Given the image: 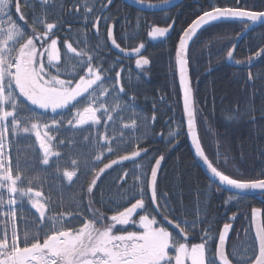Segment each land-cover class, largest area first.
Returning a JSON list of instances; mask_svg holds the SVG:
<instances>
[{"label":"trees","instance_id":"obj_1","mask_svg":"<svg viewBox=\"0 0 264 264\" xmlns=\"http://www.w3.org/2000/svg\"><path fill=\"white\" fill-rule=\"evenodd\" d=\"M144 1L161 2V0ZM209 2L223 6L230 4L231 0H185L183 5L174 10L155 14L141 13L119 0H114L111 10L103 15L114 18L124 17L116 26L115 33L121 47L135 49L141 45L140 43L147 46L145 56L152 61L148 68V76H144L140 69L134 67L133 60L119 58L112 52L106 38L103 20L99 34L96 35L90 21H98L102 17L99 11L89 14V9L93 7L98 9L101 6L97 0H51L46 10L47 15L53 21L58 18L61 28L53 40L43 44L39 49L31 40V36L33 32L40 34V30L34 28L31 20L27 21L29 30L33 29V32H26L23 35L24 39L20 42L15 57V61L20 64V73L26 81H12L20 84L18 87L22 93L28 87L37 96L51 95L56 93L55 91L62 90L63 87L76 86L80 80L92 77L87 76L86 72H95L99 65L105 69L112 68L114 69L112 72L102 73L110 77L109 79L99 80L96 83L97 90L103 92L101 105H106V111L109 113L103 117V120L106 121L109 116L113 117V121L107 125L108 138L119 137L122 134L121 128L125 124L133 123L132 119L137 117L140 130L124 133L125 141L129 139L132 141L128 150L119 151L93 165L94 157L101 151L98 143L99 134L95 132V127L73 131L65 126L71 119L73 111L84 108L79 107L83 106L80 103L83 102L85 93L81 95H84L83 99H79L73 107L66 111L61 110L55 116L51 114L52 111H46L48 113L46 115L33 111L28 104L20 101L19 97L23 96L20 93L16 103L17 108L22 109L24 115H18L8 123L9 117L16 112V109L10 107L8 110L11 115L6 117L9 126L6 135L8 152L13 166V174L9 178L11 186L7 190L15 192V199L23 204L15 215L19 250L25 251V256H21L24 260L20 257L22 261L19 259L18 264L25 262L26 264H93L92 257L96 255L90 254V251L92 252L94 247L101 246V252L110 249L112 254L117 249L115 243H118L120 237L122 242L128 244V236H145L149 230L155 231L161 224V227H164L161 217L156 213L153 205L148 203L145 212L141 210L134 215L136 219L134 222L138 223L136 226L129 225L127 229L112 231L113 225L127 223L131 218L124 214L127 209L137 202H142L138 194L141 189L134 187V184L139 183L137 178L139 159L136 165L131 162L107 171L102 177L103 183L96 189L93 203H90L91 197H88L86 192L104 165L113 159L130 155L131 151L140 148L148 149L152 157L159 158L161 154L165 156L158 177V193H167L176 211L171 212L161 203L158 207L162 216L179 224L185 232V220L191 221L205 213L208 219L219 221L220 224L227 222L228 217L233 214L239 215V220L233 222L234 230L229 240V251L235 246V250L241 252V258L246 264L253 262L257 250L255 243L251 242L253 232L250 212L252 207L264 208V203L259 198L248 196L239 204L232 201L225 204V200L232 193L216 191L217 185L215 186L206 177L193 158L181 106L175 45L178 34L188 27L202 9L208 10ZM20 10L24 16L28 11L22 4ZM36 10L37 13L45 11L41 9L39 3L36 4ZM172 21L176 22L172 36L156 45L148 43L147 31L150 25L165 26ZM124 23L129 29L124 27ZM243 31V26L234 22L210 25L198 32L189 50L195 106L199 109L196 121L198 138L210 159L216 158L219 161L225 155L232 159L233 162L230 160L227 165L215 163V167L222 175L228 173L227 177L233 176L237 180L256 178L264 168V119L261 118V112H264V60L253 59L249 63V58L254 57L255 52L260 48H264V25L254 29L245 37L236 50L234 61L227 63V54L235 46L236 40ZM55 38L58 40V45ZM30 46L33 47L34 53L26 58L25 51ZM49 49L50 53L47 51ZM53 52L56 55L59 53L60 60L57 63L52 61ZM89 56L97 59L89 64L86 59ZM116 71L121 72L120 82L116 79ZM249 75L252 76L251 80ZM119 83L124 87L127 96L121 94L117 99L118 94L115 89L119 87ZM96 85L92 88H96ZM253 86L259 91L252 92ZM129 97H135L131 104ZM25 98L30 102L29 98ZM97 103L99 101L94 103V106ZM237 107L239 116L233 122L228 110ZM170 118L172 121L166 125ZM55 122H59V128L56 127ZM49 128L52 129L51 132ZM104 131L105 126L102 125L99 133ZM163 131L165 134L162 140H159V135ZM176 132L180 135L174 136ZM53 135L59 136L57 144L59 141L67 143L63 148L57 149L63 154L61 159L54 162L52 167L44 169L39 163L41 150L38 145L51 143ZM148 162L149 158L143 161L145 164ZM152 163L154 164V160ZM74 164L76 168H73ZM134 168L137 169L136 176L131 174ZM77 169L80 175L71 185L63 175L56 174L70 170V175ZM125 173L129 175L125 176ZM0 180H3L2 175ZM113 181L117 185L121 181H126L121 191L126 192L127 195L123 198L112 196L115 191L112 188ZM7 183L3 184V187L6 188ZM129 189H132V192H128ZM197 189L202 194H198ZM133 193L137 194L133 195ZM7 198L8 194L5 193V200ZM147 200L148 194L145 189L144 201ZM37 205L38 211H35ZM141 214L146 215L139 217ZM101 216L110 219L97 223ZM144 217L148 224L146 226L142 224ZM262 218L264 224V217ZM8 220L9 218L4 222L9 226ZM138 225L143 231L139 230ZM200 227L206 225H198V228ZM9 228L11 229L10 226ZM202 235V233L196 235L191 243L201 242ZM173 240L176 251L175 254L170 252L169 254L175 260L179 255L176 253L177 249L183 243L177 234L174 235ZM36 247L39 250L35 251ZM10 251L11 248L7 250L0 264L9 262ZM100 251L97 255L102 256ZM244 251L248 252L247 257L243 256ZM41 252L44 254V261L39 259ZM57 256L59 258L56 259ZM233 262L236 264L235 261Z\"/></svg>","mask_w":264,"mask_h":264},{"label":"snow or ice","instance_id":"obj_2","mask_svg":"<svg viewBox=\"0 0 264 264\" xmlns=\"http://www.w3.org/2000/svg\"><path fill=\"white\" fill-rule=\"evenodd\" d=\"M17 0H0V17H6L11 15L13 11V6L16 4ZM19 2L23 5L25 9L28 11L25 13V21L31 20L34 28H39L40 34H35L33 29L28 28L27 23L22 21V33L33 32L31 36V40L39 49L40 46L47 43L48 41L53 40L56 36V33L61 28V24L58 22V18L55 21L50 19L47 15V8L51 3V0H19ZM100 3V7L97 9L95 7L89 9V14L99 11L101 14L103 24L106 29V38L111 41V44L115 46L117 44L116 38V26L120 24V21L124 19V17H116L113 16H104L103 14L107 11H110L114 5V0H97ZM39 3L41 9L45 11L43 13H37L36 4ZM136 4H139L143 9H155L160 8L161 4L166 5L168 0H161V4H145L144 0H135ZM19 20V16L16 17ZM167 19V18H166ZM234 22L239 23L243 26L244 31H248L252 28L253 25H264V0H231L230 4L217 6L216 3L209 2L208 10H201V12L197 15V17L192 20V22L188 25L187 28L183 29L180 34H178V40L175 45V63L179 70V85L182 90V106H183V115L187 120V136L190 139L191 145L194 149L195 156L200 159V161L206 166L208 172L211 174V177L214 178L215 183L217 184L216 191H232V195L225 200V204L227 205L230 201L239 204L243 198L251 193L256 194L257 196L264 198V168H262L259 172V175L256 178H250L246 180H237L233 176L231 177L232 182L229 183L226 180H223L219 176V171L215 167V163H223L227 165L229 161L232 159L227 155L220 158L219 161L217 159H210L204 148L202 147V142L198 138L196 131V121H197V113L199 109L196 108L194 96H193V88L189 83V68H188V58L186 56L189 42L193 40V38L197 35L199 30H202L210 25H215L218 23H228ZM92 23L93 29L98 32L100 23L99 21H90ZM175 21L171 23H166L165 26H157L156 24L150 25L149 30L147 31V36L152 40H156L158 38H166L173 31L175 26ZM22 38V35L21 37ZM123 39V37H121ZM55 41L58 45V40L55 38ZM70 43V42H69ZM142 46L138 47L135 52L140 58L135 60V66L137 69L141 70V73L144 76H148V67L152 63L149 57H146L142 54V49L145 48L144 43H140ZM121 52L119 47H116ZM49 53L51 50H47ZM30 52H26V55H30ZM228 57L231 58L233 53L231 51L228 52ZM91 64L96 57L89 56L86 58ZM253 59H262L264 60V48H260L259 51L255 52L254 57L249 58V63L252 62ZM240 63V61H236ZM15 63V60H13ZM114 69L107 68L105 69L103 66L99 65L95 72L87 71V76H95L97 80L109 79L110 77L102 75L104 72H112ZM5 71L3 66H0V74ZM116 79L120 82L121 80V72L116 71ZM2 78V76H0ZM252 79V76L249 75V80ZM115 92L118 94L117 99L122 94L123 96H127L124 87L119 83V87L115 89ZM87 95V93H85ZM20 101L24 104H28L29 108L33 111L48 114L43 109L39 108L33 103H30L24 96L19 97ZM79 99H83V96L78 97L77 100L72 101L67 105H63L60 108L53 109L51 114L53 116L57 115L59 111H66L68 108L73 107V104L78 102ZM129 103H133L135 97H129ZM96 98L93 97V101ZM5 104L9 107L16 109V112L13 116L9 117L8 123H11L12 120L16 119L18 115H24L23 110L17 108L16 98L9 94L5 96ZM122 110V109H121ZM229 116L235 122L236 118L239 116V109H230ZM104 113L106 115V105L100 108H94L90 115H87L80 111H73L71 119L65 125L67 128L72 129L73 131L81 130L85 127L93 128L95 127V132L99 134V147L101 151L97 156L93 159V165L102 162L108 156L115 155L119 151H126L129 149L132 141L129 139L125 141L124 133H131L134 131H139V126L137 124L138 117L136 119H132L133 123L125 124L123 128H121V135L119 137L108 138L107 133V125L109 122L113 121V117H107V120L101 119V114ZM119 113V112H118ZM30 118V117H29ZM261 118L264 119V112H261ZM155 117L153 116V120ZM254 122V120H253ZM191 123V131H189L188 125ZM56 127L59 128V122H55ZM104 125L105 131L103 133H99V128ZM51 132L52 129L49 128ZM180 133L176 132L174 136H179ZM139 139V137H137ZM59 140L58 135L51 136V143H41L38 145L39 150H41V159L39 161L40 165L44 169H48L53 166L54 162L58 161L62 157V152L57 149H61L64 147L66 141H57ZM119 140V143H117ZM50 154V155H49ZM3 156V153L0 152V157ZM145 158H149V162L147 164L143 163ZM139 159V183L134 184L136 189H141L139 191V200L142 201V206L135 209L132 214V217L128 220L127 223L124 224H115L112 227V231L115 232L121 229H127L129 225L136 226L138 223L136 221L134 214L138 212V210H143L145 212V207L148 203H151L156 209L159 204L163 203L165 208H168L171 212H175L176 208L172 206L170 202V197L167 193H158V174L161 170V166L163 161L165 160V156L161 154L159 158L152 157L148 149L140 148L138 150L131 151L130 155L121 156L119 159H113L110 163L104 165L99 170V175L95 177V179L91 182L89 187L86 189L88 197H91L90 203H93V198L96 196V189L99 188L100 184L103 183L102 177L107 174V170L113 168L114 165H121L124 162H132L133 165L137 164V160ZM11 160V156L9 155V162ZM154 160V164L152 163ZM233 162V161H232ZM73 168H76V165H73ZM4 169V161L0 159V175L3 174ZM70 171V170H69ZM69 171L65 172H57V175H63L66 181L71 185L72 182L80 175V171L77 169L74 172H71L69 175ZM150 173V175H148ZM132 175H137V169L134 168ZM125 176L129 175V173H125ZM225 176L229 175L228 173H224ZM117 179H120L117 177ZM7 183L5 180H0V261L3 260L5 255L7 254V250L9 248H15L20 243L18 238H14L15 234L10 232V228L6 221L9 218V213L12 216L16 215L17 209H20L23 204L18 203L15 192H8L7 188L3 187V184ZM126 181H121L119 185L116 184L115 181L112 182V188L115 191L112 193L114 197L123 198L127 195L126 192H122L121 189L124 188ZM145 189H147L148 200L144 201V193ZM83 191V190H82ZM128 192H132V189H129ZM5 193L8 194L7 200H5ZM198 194H202L197 189ZM137 193H133L136 195ZM101 202L103 203V194L101 196ZM264 203V199L261 200ZM35 211H38V205L34 208ZM259 214L261 217H264V208L252 207L250 212V219L255 220ZM146 215L141 214L139 215ZM109 217L101 216L97 223H103L104 221L109 220ZM151 219V217H149ZM161 219H163L161 217ZM239 220V215L233 214L228 217L227 222H223L220 224L219 221L210 220L207 218V214H203L198 216L191 221H184L185 232L188 235H184L177 230V234L181 236V240L189 245V248L192 244L199 245L203 252L202 264H232L233 261L236 264H246L245 260L241 258V252L235 250V246H233V250L229 251V240L231 239V233L234 230L235 221ZM53 227L55 225V220L52 221ZM167 224V220L164 221ZM198 225H206V227L198 228ZM43 227V224H41ZM139 228V225H138ZM140 231H143L142 228H139ZM201 236V242L198 243H189V241L195 238L196 235ZM251 242H254L257 246V250L261 247H264V224H261L257 227L255 235L252 237ZM176 246L174 244H169V252L175 254ZM243 256L247 257L248 252L244 251ZM185 264H191L189 260H186ZM264 264V261L261 262Z\"/></svg>","mask_w":264,"mask_h":264},{"label":"rangeland","instance_id":"obj_3","mask_svg":"<svg viewBox=\"0 0 264 264\" xmlns=\"http://www.w3.org/2000/svg\"><path fill=\"white\" fill-rule=\"evenodd\" d=\"M2 21V20H1ZM0 21V66H3L5 71L0 74L2 78H0V148L1 152L3 153L2 159L4 161V169L2 176L4 177L5 181H8L6 188L10 187V176L13 174V166L12 161L9 162V144L8 139L6 135L8 134V123L6 121V117L10 114V111L5 104V96L6 95H13L15 98H18V96L23 94V96L29 98L30 102L38 106L39 108L45 110V111H52L53 109L60 108L63 105H67L71 103L74 100H77L78 97H81L82 94L87 93L85 95V98L83 102L80 104H83L84 107L81 110H78L80 112H83L87 115H90L91 112L94 110V108H100L104 107L101 105V101H103V92L97 90L96 83L99 82L95 76L84 78L80 80L76 84V86L73 87H63L62 90L55 91L56 93H53L51 95H44V96H37L32 89H29L28 87L24 89L25 92L22 93L20 87V84H15V82L12 81H26L22 77V73H20V64H18L16 61L13 63V60H16V54L18 53V50L20 48V42L24 39L23 35L22 38L19 31L12 32L11 29H9L6 26H3L4 24ZM10 30V32H9ZM33 47L30 46L29 48H26L25 52H30V55H26V58L31 56ZM55 55V57H54ZM53 62H59L60 56L59 53H52L51 55ZM13 83V84H12ZM96 85V88H92ZM27 91V92H26ZM84 96V95H83ZM95 97L96 100L90 103L92 101V98ZM101 100V101H100ZM97 104L94 103L98 102ZM77 108V105L75 106ZM109 113L106 111V115L104 113L101 114V119L103 120L105 116H107ZM11 156V155H10ZM1 176V175H0ZM11 193V192H10ZM15 198V197H14ZM126 218V217H125ZM127 219V218H126ZM144 222L143 225H148L146 220V217L143 218ZM128 220V219H127ZM9 226L11 227L10 232L14 235V238H16V229H15V216H12L11 213H9ZM124 221V220H123ZM123 223V222H122ZM136 240V241H135ZM135 241V242H134ZM172 243L170 241L169 235L162 229L157 230H149L148 233L145 234V236H128V244L125 242H122V237L119 238L118 243H115V247L117 249L111 254L110 249L100 251L101 246L94 247L92 249V252L90 251V254L96 255V257H92L91 263L93 264H162L161 261H163L166 258L167 255V249L169 248V244ZM39 250L38 247L35 248V251ZM42 250V249H41ZM101 252L102 256L97 255L98 252ZM192 251H195L198 256L194 255ZM11 258L7 264H18L19 259L21 256H25V251L19 250V245L15 248H11ZM160 253V255H158ZM177 253V252H176ZM39 259L40 261H44V254L41 252L39 253ZM182 254L184 256H182ZM36 255V254H35ZM34 255L35 259L36 256ZM38 256V255H37ZM21 257L22 260L24 258ZM59 258V256L56 257V259ZM202 258H203V252L199 245H194L192 248L187 250V252H183L182 248L179 250V259H177L176 264H185L186 260H189L191 264H202ZM20 259V260H21ZM21 260V261H22ZM26 261V259H25ZM24 261V262H25ZM96 262V263H95ZM102 262V263H101ZM22 263V262H21ZM22 264H26L22 263Z\"/></svg>","mask_w":264,"mask_h":264},{"label":"water","instance_id":"obj_4","mask_svg":"<svg viewBox=\"0 0 264 264\" xmlns=\"http://www.w3.org/2000/svg\"><path fill=\"white\" fill-rule=\"evenodd\" d=\"M119 1H121L122 3L124 2V3H125L126 5H128L129 7H131V8H135L136 10H138V11H140V12H142V13L145 12V13H149V14L165 13V11L174 10L176 7H179V6H181V5H183V4L185 3V0H168V3H167L166 5H163V4H161V2H154V3H152V2L144 1L145 4H148V3H151V4H161V7H160V8H155V9H143L139 4H136V3H135V0H119ZM19 9H20V4H19V0H17V12H18V13H20V10H19ZM175 25H176V23H175ZM260 26H262V25H260V24L253 25L252 28H251L250 30H248V31H243V32L240 34V36H239L238 39L236 40L237 42H236L235 46L230 50V51L233 53V56H232L231 58L228 57L227 63H231V62H233V58H234V55H235V53H236L235 51H236V49L238 48V46L240 45V43L243 42V40L245 39V37H246L247 35H249L250 32H252L254 29L259 28ZM174 29H175V26H174ZM174 29H173V31L169 34L168 37H166V38H158V39H156V40H152L151 38L148 37V42L151 43V44H153V45H156V43H160V42L166 41V39H168L170 36L173 35L172 33L174 32ZM199 31H200V30H199ZM199 31H198V32H199ZM196 36H197V35H196ZM194 38H195V37H194ZM194 38H193V39H194ZM107 40H108L109 47L112 49V51H113L114 53H116L118 56H120L121 58H128V59H132V60H136V59H139V58H140L138 55L135 54V52L137 51L138 47L135 48V49H123V48L120 47L119 44L117 43L115 46H116V47H119V48L121 49V52H120L118 49L115 48V46H113V45L111 44V41H110L109 39H107ZM191 42H192V41L189 42L188 50H187V53H186L187 58L189 57V54H188V53H189V49H190V46H191ZM139 47H140V46H139ZM145 51H146V47H145L144 49H142V54H143V55H144ZM188 62H189V61H188ZM234 66H236V65H234ZM135 67H136V66H135ZM148 68H149V67H148ZM188 68H189V72H188V75H189V83H190V86L193 88L192 80H191V75H190V65H189V64H188ZM177 71H178V76H179V70H178V67H177ZM179 86H180V85H179ZM180 94H181V97H182V90H181V88H180ZM193 96H194V92H193ZM194 101H195V96H194ZM194 106H195V105H194ZM182 107H183V106H182ZM195 107H196V106H195ZM183 117H184V120H185V128H186V133H187V120H186V117H185L184 115H183ZM169 122H170V120L167 121L166 124H169ZM191 127H192V126H191V123H189V125H188L189 131H191ZM196 131H197V135H198V129H197V127H196ZM187 138H188V136H187ZM159 140H162V134L159 136ZM188 143H189V148H191L192 155H193L194 159H196V162H197L199 168L202 169L203 173L206 175V177H207L208 179H210L215 185H217V184L215 183V181H214V178H212V177H211V174L208 172V169L206 168V166L200 161L199 158H197V157L195 156L194 149H193V147H192V145H191V142H190V139H189V138H188ZM128 163H131V162H124V163L121 164V165H125V164H128ZM163 163H164V161H163ZM163 163H162V165H163ZM121 165H114L113 168L119 167V166H121ZM113 168H111V169H113ZM161 168H162V166H161ZM111 169H109V170H111ZM109 170H107V171H109ZM160 173H161V171L159 172L158 177H159ZM218 174H219V176H220L221 179L226 180V181H228L229 183L232 182V180H231L230 178L224 177L220 172H219ZM225 192H226V191H225ZM228 192L232 193V191H228ZM248 196H250V197H255V198H259L260 200L264 199V198H261V197L257 196V195L254 194V193L248 194V195H246L245 197H248ZM141 206H142V203H141V202H138V203H136V205H133L132 208L126 210V211H125V214H126V215H129V216H132V214H133V212L135 211V209L138 208V207H141ZM153 208H154V206H153ZM154 209H155V208H154ZM155 210H156L157 213H159V207H157ZM140 211H141V210H138V212H140ZM138 212H137V213H138ZM159 214H160V213H159ZM226 214H227V213H225V215H226ZM165 220H167V225H168V227H169L174 233H177V230H176V229H179V231H180L181 233H183L184 235H188V234H186V233L183 232V230L180 228V226H179L177 223H174V222H172L171 220H168V219H165ZM165 220H164V221H165ZM261 224H263V218H262L259 214H257L256 219H255L254 221L252 220L253 235H255V232H256L257 227L260 226ZM231 234H232V233H231ZM262 261H264V247H261V248L258 250L257 257H256V259L254 260V262L251 263V264H261ZM232 264H234V263L232 262Z\"/></svg>","mask_w":264,"mask_h":264},{"label":"flooded vegetation","instance_id":"obj_5","mask_svg":"<svg viewBox=\"0 0 264 264\" xmlns=\"http://www.w3.org/2000/svg\"><path fill=\"white\" fill-rule=\"evenodd\" d=\"M19 4H20V9H21V3L19 2ZM17 16H19V20L16 19ZM101 20H102V18H101ZM101 20L99 21L100 27H99L98 32L94 30L96 35L99 34V31L101 29ZM0 21L4 24L3 26H6L9 29H11L13 33H14V31H16V32L19 31V33L21 35L25 34V33H22V31H21L22 27H23L21 23H23L22 21H25V17L21 13V10H20V13L17 12V2L13 6V11H12L11 15L6 16V17H0ZM25 22L27 23V21H25ZM0 28H1V26H0ZM9 32H10V30H9ZM134 63H135V61H134ZM159 216L163 218V219H161V218L160 219H161V223H163V226L165 227V228L161 227L162 226V224H161L159 229L164 230L169 235L170 241H172L171 244H173L174 243L173 238H174L175 233L173 231H171L170 229H168V226L164 223V219L166 217L164 218L162 215H159ZM191 241H192V239L189 241V243H191ZM182 243L183 244L177 249V254H179L180 248H182V251L185 253V252H187V250H189L190 248H192L195 245V244H192L191 247L189 248V245L186 244L184 241H182ZM192 253L194 255L198 256L197 253H195V251H192ZM158 255H160V253ZM182 256H184V255L182 254ZM177 259H179V256L175 260L171 258V254H169V248H168L166 258L163 261H161V263L162 264H171V262H173L174 264H176Z\"/></svg>","mask_w":264,"mask_h":264},{"label":"bare ground","instance_id":"obj_6","mask_svg":"<svg viewBox=\"0 0 264 264\" xmlns=\"http://www.w3.org/2000/svg\"><path fill=\"white\" fill-rule=\"evenodd\" d=\"M126 5V4H125ZM128 6V5H127ZM21 13H22V10H21ZM23 14V13H22ZM25 17V16H24ZM124 25V27L126 28V29H129V26L127 25V24H123ZM175 27H176V25H175ZM175 30V29H174ZM146 53V52H145ZM145 53H144V56H145ZM191 80H192V77H191ZM254 85V84H253ZM259 91V89H257L256 88V86H253V88H252V92H254V93H256V92H258ZM161 134H162V136L165 134V131H163V132H161ZM160 134V135H161ZM159 135V136H160ZM0 152H1V148H0ZM194 158V157H193ZM0 159H2V157H0ZM196 160V159H195ZM226 213V212H225ZM225 213H224V215H225Z\"/></svg>","mask_w":264,"mask_h":264}]
</instances>
